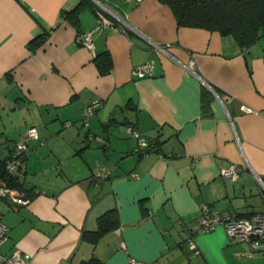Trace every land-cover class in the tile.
<instances>
[{"label":"crops","instance_id":"1","mask_svg":"<svg viewBox=\"0 0 264 264\" xmlns=\"http://www.w3.org/2000/svg\"><path fill=\"white\" fill-rule=\"evenodd\" d=\"M79 1L0 0V119H19L11 145L0 130V146L6 155L27 128L39 134L16 171L32 191L0 199V253L18 249L25 264H264L223 227L198 230L206 214L264 211V37L242 48L179 27L158 0H88L76 26L64 12ZM94 10L109 20L98 29ZM90 32L91 49L79 41ZM102 52L107 74L94 62ZM148 61L154 74L134 78ZM128 125L153 149L136 152ZM231 164L242 167L236 180L220 175ZM110 209L118 228L82 242Z\"/></svg>","mask_w":264,"mask_h":264},{"label":"trees","instance_id":"2","mask_svg":"<svg viewBox=\"0 0 264 264\" xmlns=\"http://www.w3.org/2000/svg\"><path fill=\"white\" fill-rule=\"evenodd\" d=\"M158 2L170 8L179 27L218 31L222 35L232 36L242 48L249 47L264 37V0H158ZM88 6L92 7L90 1L80 0L74 9L64 12V17L78 26L79 14ZM97 15L100 13L97 12ZM45 39L46 35L37 36L30 42V47L43 43ZM94 62L100 74L110 72L111 58L107 52L96 54ZM206 98L207 92L204 91L202 95L204 113L207 112ZM152 147L147 144L143 150L148 152L153 149ZM12 150L13 148L5 156L0 155V180L9 188L28 194L32 189H26L16 174L20 164L13 171L6 168ZM22 160L23 156L20 158V163ZM118 226V212L116 209H110L97 218L95 230L81 232L80 240L94 245L103 235ZM80 264L102 263L96 258H90Z\"/></svg>","mask_w":264,"mask_h":264},{"label":"built area","instance_id":"3","mask_svg":"<svg viewBox=\"0 0 264 264\" xmlns=\"http://www.w3.org/2000/svg\"><path fill=\"white\" fill-rule=\"evenodd\" d=\"M140 2L141 0H136ZM98 18V28L103 27L108 23L106 16H101ZM93 32L84 34L80 37L79 41L81 44L87 48H92V36ZM156 49L166 51L164 48L154 45ZM155 64L153 61L145 62L141 65L134 67L131 70V74L136 79H142L151 77L154 74ZM94 102L90 106L86 107L83 114V123L88 125L89 116L93 112ZM126 133L134 138L137 142L136 152H140L147 146V142L140 135V133L135 130L132 126L128 125L125 128ZM39 134L35 126L27 128L15 143L13 150L10 154V159L6 166L7 170L13 171L20 164V158L30 150V144L33 141L38 140ZM242 171V167L236 164H231L220 171V175L224 178L230 180H236ZM261 189L262 196H264V180L258 179ZM17 191L9 188L6 183L0 180V199H5L7 201H17ZM200 232H209L217 227L221 226L225 229L229 238H233L237 241H246L249 243L253 250L260 251L264 253V211L260 213L251 214L247 217H238L235 213L224 212V213H212L206 214L198 220ZM9 227L2 221V216L0 214V246L8 238ZM190 245L193 246V242L188 239ZM0 264H25L22 258L21 252L18 249L13 250L8 255H3L0 253ZM130 264H143L138 261H130Z\"/></svg>","mask_w":264,"mask_h":264},{"label":"rangeland","instance_id":"4","mask_svg":"<svg viewBox=\"0 0 264 264\" xmlns=\"http://www.w3.org/2000/svg\"><path fill=\"white\" fill-rule=\"evenodd\" d=\"M15 118L16 119H14L12 117L10 119V118H7L6 115H3L2 118L0 119V130L2 131V129H4V130L6 129L9 132V134H7V135L9 137L8 141L10 142V145H11L12 141H14V139L16 138L15 133H14L15 132L14 130L16 128V123H17V121H19V119H17V116L16 115H15ZM10 121H12V122H10ZM40 128H42V126ZM2 140L3 139H0V142H2ZM3 145L4 144H2L0 146V155L1 156H4L5 155V149L3 148ZM29 151H31V149ZM29 151L26 152L27 155L29 154Z\"/></svg>","mask_w":264,"mask_h":264},{"label":"water","instance_id":"5","mask_svg":"<svg viewBox=\"0 0 264 264\" xmlns=\"http://www.w3.org/2000/svg\"><path fill=\"white\" fill-rule=\"evenodd\" d=\"M98 1V0H97Z\"/></svg>","mask_w":264,"mask_h":264}]
</instances>
